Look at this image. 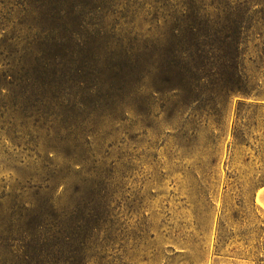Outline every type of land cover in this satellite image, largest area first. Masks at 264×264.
<instances>
[{"label":"rangeland","instance_id":"obj_1","mask_svg":"<svg viewBox=\"0 0 264 264\" xmlns=\"http://www.w3.org/2000/svg\"><path fill=\"white\" fill-rule=\"evenodd\" d=\"M182 1L0 0V264H264V0Z\"/></svg>","mask_w":264,"mask_h":264},{"label":"trees","instance_id":"obj_2","mask_svg":"<svg viewBox=\"0 0 264 264\" xmlns=\"http://www.w3.org/2000/svg\"><path fill=\"white\" fill-rule=\"evenodd\" d=\"M195 2L196 0L182 1L181 8L174 15L175 21L172 26H166L169 28L166 41H169L170 38L173 39L172 44L170 43L168 47L170 55L172 57H188L192 52L198 50V43L203 39L202 44L208 46L207 53L215 52L219 56L227 55L230 60L235 59L239 55L242 27H230L224 18H203L201 25L199 21L201 20V10L195 7ZM236 92L238 91L232 87L224 89V94L228 96ZM239 92L248 95L246 91Z\"/></svg>","mask_w":264,"mask_h":264},{"label":"crops","instance_id":"obj_3","mask_svg":"<svg viewBox=\"0 0 264 264\" xmlns=\"http://www.w3.org/2000/svg\"><path fill=\"white\" fill-rule=\"evenodd\" d=\"M259 206L261 207V209H263L264 211V199H259ZM262 248H263V251H264V237H263V240H262Z\"/></svg>","mask_w":264,"mask_h":264}]
</instances>
